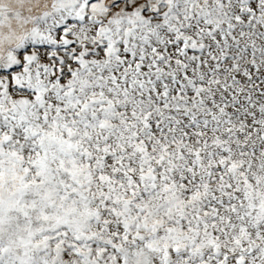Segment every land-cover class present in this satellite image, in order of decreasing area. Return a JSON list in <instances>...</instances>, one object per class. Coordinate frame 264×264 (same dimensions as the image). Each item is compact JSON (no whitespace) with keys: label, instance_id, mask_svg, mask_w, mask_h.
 Instances as JSON below:
<instances>
[{"label":"snow or ice","instance_id":"obj_1","mask_svg":"<svg viewBox=\"0 0 264 264\" xmlns=\"http://www.w3.org/2000/svg\"><path fill=\"white\" fill-rule=\"evenodd\" d=\"M0 264H264V0H0Z\"/></svg>","mask_w":264,"mask_h":264}]
</instances>
